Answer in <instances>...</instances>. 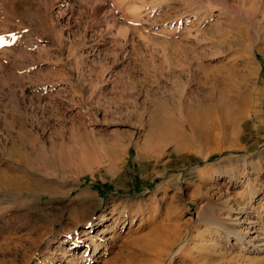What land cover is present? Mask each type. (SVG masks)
Instances as JSON below:
<instances>
[{"label": "rangeland", "instance_id": "374dc122", "mask_svg": "<svg viewBox=\"0 0 264 264\" xmlns=\"http://www.w3.org/2000/svg\"><path fill=\"white\" fill-rule=\"evenodd\" d=\"M79 1L0 0V264H264V0Z\"/></svg>", "mask_w": 264, "mask_h": 264}, {"label": "bare ground", "instance_id": "6f19581e", "mask_svg": "<svg viewBox=\"0 0 264 264\" xmlns=\"http://www.w3.org/2000/svg\"><path fill=\"white\" fill-rule=\"evenodd\" d=\"M91 1V2H90ZM79 2H81L82 4L86 5V4H89L90 3H93V4H102L104 3V0H80ZM92 5V4H91ZM87 6V5H86ZM90 7V6H89ZM92 9V8H91ZM125 35V34H124ZM229 165H231V162H229ZM231 169H228L226 172L227 174H232L233 172V169H232V166H230ZM235 173V172H234ZM262 187H260L262 190V194L260 195L261 192H259V186L256 185V183H253V184H249V185H246V188L248 189V201L246 202L247 205L251 204L252 203V200H254L255 198L254 197H260V200L262 201L260 204L261 206L259 207V210L256 209L255 212H257L256 214V220H253V221H249L247 219V227H245V230H238L235 228V225L237 224V221H238V218H234L232 220H229L228 223H230V227H228V229L230 230H226V228L224 229V234H223V237H224V242L227 246L230 245V242L232 240V244H236V249L237 251H240L242 252L245 251L247 253L249 252H259V253H264V218L263 220L262 219V216L264 215L263 212H264V181L261 185ZM219 195V194H218ZM139 205V204H138ZM245 205V204H244ZM205 211H204V214L200 215L198 221H200L202 224L204 225H212V224H215L216 221L214 220V216L215 214H212L211 215V210L213 209H217L218 211H222L224 210L223 206L225 205H222V206H218V205H214V204H211L210 202V205H205ZM126 207V206H125ZM130 207V206H129ZM137 207V205H136ZM244 207V206H243ZM241 207V209L243 208ZM79 208V207H78ZM83 208V207H82ZM80 209V208H79ZM84 209V208H83ZM86 209V207H85ZM131 209V208H129ZM75 210V209H74ZM234 209L232 208H226V212H233ZM130 211V210H129ZM132 211V210H131ZM73 212H76V211H73ZM123 212V211H122ZM122 212H120V214H117V218H120L122 216H124L122 214ZM129 213V212H128ZM135 213H136V210H135ZM75 214V213H74ZM134 214V213H133ZM263 214V215H262ZM92 215V214H91ZM132 215V214H131ZM71 216V215H70ZM99 218L102 219V216H98V219L97 221H100ZM126 218V217H125ZM93 220H95V216L93 217ZM125 220V219H124ZM218 220V218H217ZM251 220V219H250ZM132 221V220H131ZM258 221V222H257ZM260 221V222H259ZM262 221V222H261ZM72 228L70 231H67L66 232V235L67 237L64 238L59 244L63 247H67V249L69 251H74L75 252V248L77 247V242L80 241V239L82 237H86L87 240L90 239L88 237V234H91L93 232L94 229H92V227H96V225H98L99 223L96 222L95 224L92 225V222H89L88 225H90L89 229L85 230V231H81V232H77L79 229H80V226L79 223L77 222L76 218H74V220L72 221ZM87 222V221H86ZM215 222V223H214ZM221 222V221H220ZM221 224V223H220ZM92 225V226H91ZM170 225V224H169ZM169 225H165L164 227L165 228H162L161 230H159V232H155L154 234L156 235L153 239H152V242H157V245L158 243L161 242V240L164 239H167L165 237H169L170 235L172 236V233L175 231V230H171L167 227H169ZM223 225V224H222ZM239 225V224H238ZM224 227V226H223ZM157 229V227H156ZM156 231V230H155ZM75 234L72 236V234ZM175 233V236L176 235V232ZM153 234V235H154ZM178 234V233H177ZM174 235V234H173ZM72 236V237H71ZM84 237V238H85ZM163 237V238H162ZM173 237V236H172ZM171 237V238H172ZM162 238V239H161ZM170 238V237H169ZM174 238V237H173ZM170 240V239H169ZM160 241V242H159ZM151 242V241H150ZM151 242V243H152ZM167 242V241H166ZM171 243V242H170ZM169 243V244H170ZM154 244V243H153ZM90 245L87 244L86 246ZM152 246V245H151ZM163 246V245H162ZM153 248V247H152ZM165 248V247H164ZM66 249V251H67ZM156 249V248H155ZM85 250V249H84ZM153 250V249H151ZM163 250V249H162ZM168 251V250H167ZM155 252V251H154ZM163 252V251H161ZM160 252V254H161ZM158 253V252H157ZM164 255V254H163ZM170 261V260H169Z\"/></svg>", "mask_w": 264, "mask_h": 264}]
</instances>
